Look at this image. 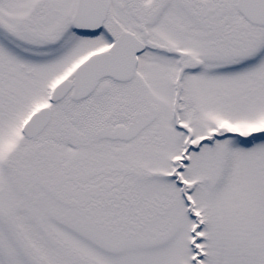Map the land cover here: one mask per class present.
<instances>
[{
  "label": "snow or ice",
  "instance_id": "1",
  "mask_svg": "<svg viewBox=\"0 0 264 264\" xmlns=\"http://www.w3.org/2000/svg\"><path fill=\"white\" fill-rule=\"evenodd\" d=\"M0 264H264V0H0Z\"/></svg>",
  "mask_w": 264,
  "mask_h": 264
}]
</instances>
